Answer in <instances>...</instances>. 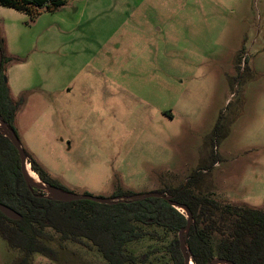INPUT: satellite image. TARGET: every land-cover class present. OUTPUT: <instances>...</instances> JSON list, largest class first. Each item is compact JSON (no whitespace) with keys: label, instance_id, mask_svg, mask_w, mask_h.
I'll return each mask as SVG.
<instances>
[{"label":"rangeland","instance_id":"1","mask_svg":"<svg viewBox=\"0 0 264 264\" xmlns=\"http://www.w3.org/2000/svg\"><path fill=\"white\" fill-rule=\"evenodd\" d=\"M101 1H86L95 19L71 24L67 7L32 22L0 6L25 150L77 195L161 194L203 170L196 193L264 211V0H215L157 25L132 20L146 7L114 20ZM61 244L57 262L31 264H107ZM21 259L0 237V264Z\"/></svg>","mask_w":264,"mask_h":264},{"label":"trees","instance_id":"2","mask_svg":"<svg viewBox=\"0 0 264 264\" xmlns=\"http://www.w3.org/2000/svg\"><path fill=\"white\" fill-rule=\"evenodd\" d=\"M67 4L68 0H0V6L22 12L32 22L45 14L58 13ZM0 50V121L20 140L15 123L25 99L15 101L5 80L7 66L14 59L6 55L1 26ZM219 128L217 125V137ZM23 149L31 170L42 182L71 192L61 179L51 175ZM218 161L213 155L212 164ZM201 172L184 187L161 193L186 205L192 214L193 224L186 238L191 262L212 264L215 260H226L230 264H264V211L221 204L196 193L203 182ZM125 197L134 195L125 193L119 186L112 200L121 201ZM0 204L21 215L20 220H12L0 211V237L9 248L22 254L19 264H31L36 254L57 262L60 250L55 244L64 248L61 243L66 242L97 251L107 264H185L179 241L180 231L187 226L185 213L154 197L114 205L84 200L59 202L49 198L27 183L18 150L1 132Z\"/></svg>","mask_w":264,"mask_h":264},{"label":"water","instance_id":"3","mask_svg":"<svg viewBox=\"0 0 264 264\" xmlns=\"http://www.w3.org/2000/svg\"><path fill=\"white\" fill-rule=\"evenodd\" d=\"M1 61H2V53L0 50V66H1ZM5 80L7 81V78H5ZM0 132L2 135L8 137L11 140V142L14 144L15 148L18 150V153H19V156L21 159V170H22L23 176H24L25 180L27 181V183L31 184L36 189L40 188V190L41 189L45 190L46 195L49 198H53L54 200L59 201V202H73V201L84 200V201H93V202L101 203V204H105V205H114V204H117L118 202L129 201L130 199L137 201V200H143V199H148V198L154 197V198H162L165 201H167L172 207H174L178 210H182L186 214L188 220H187V226L184 229H182L179 233L180 249H181V252L184 256L185 264H193L190 260L189 253H188V247L186 245V238H187L189 230L193 224V217H192V214H191L189 208L186 205H182V204H179V203L173 201L172 197H170L169 195H166V194L154 193V194H149V195H144V196L125 197L121 201H119V200L114 201L112 199L94 197L91 195H77L75 193L64 191L62 189H58L55 187H48L41 180L40 181H41L42 185H39L36 182L32 181L28 177L27 167L30 165L28 163L27 155H26V153H25V151L21 145L19 138L15 135V133L13 131L9 130L7 124L5 122H2V121H0ZM0 211L9 219H12V220H20L21 219L20 214H18L16 211H14L10 207H7L3 204H0ZM212 264H230V263L226 260H215V261H213Z\"/></svg>","mask_w":264,"mask_h":264},{"label":"crops","instance_id":"4","mask_svg":"<svg viewBox=\"0 0 264 264\" xmlns=\"http://www.w3.org/2000/svg\"><path fill=\"white\" fill-rule=\"evenodd\" d=\"M87 0H68V4L65 7H67L69 9L68 12V22L69 24L70 21H73L74 23H78V22H83L85 23L87 20L89 19H95L93 17H88L87 12H86V8L88 6ZM111 2V6L109 5V7H112V9H116L117 16L113 17L114 20H118V16L119 17H124L122 13L126 12V10H124L122 12V8H124L125 6L127 8H148L150 14L148 15V13L133 17L132 20H136L138 22L141 21H147V23H153L155 25L160 24V23H164L165 21L169 22L172 20V16L174 15H178V20L185 18L186 17V13L188 12H183L184 9H191V10H195V9H204L206 6H210L212 5V3H214L215 0H102L101 3H107V2ZM217 3V2H216ZM100 8H102V6H99ZM76 8V10H75ZM165 8H171V12H166L164 9ZM172 9H174V11H177V9H179V12L177 14H173L172 13ZM62 10L60 9V12ZM194 13V11H193ZM184 15V16H183ZM169 16H171L172 18H169ZM103 19H109V17L107 18H101ZM67 23V22H66ZM156 30V29H155ZM163 30L162 28H158L157 32L161 33ZM8 73V72H7ZM10 74V72H9ZM11 81L9 82V86H10V90H11V95L13 97V99L15 101H17L13 94V87H12V83L10 85ZM34 86H28L25 85V87L20 86L19 89H16V94L20 93V92H28L30 91ZM36 174V173H35ZM37 175V174H36ZM38 176V175H37ZM39 179V178H38Z\"/></svg>","mask_w":264,"mask_h":264},{"label":"bare ground","instance_id":"5","mask_svg":"<svg viewBox=\"0 0 264 264\" xmlns=\"http://www.w3.org/2000/svg\"><path fill=\"white\" fill-rule=\"evenodd\" d=\"M27 174L32 181L36 182L39 185H42L40 179H38V176L35 174V172L31 170L30 166L27 167Z\"/></svg>","mask_w":264,"mask_h":264}]
</instances>
